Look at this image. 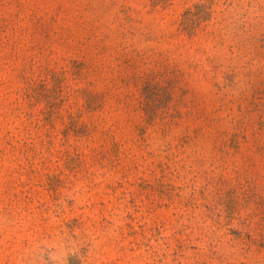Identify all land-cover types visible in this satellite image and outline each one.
I'll list each match as a JSON object with an SVG mask.
<instances>
[{
	"label": "rangeland",
	"instance_id": "obj_1",
	"mask_svg": "<svg viewBox=\"0 0 264 264\" xmlns=\"http://www.w3.org/2000/svg\"><path fill=\"white\" fill-rule=\"evenodd\" d=\"M0 264H264V0H0Z\"/></svg>",
	"mask_w": 264,
	"mask_h": 264
}]
</instances>
